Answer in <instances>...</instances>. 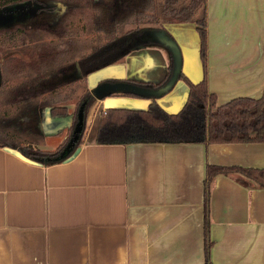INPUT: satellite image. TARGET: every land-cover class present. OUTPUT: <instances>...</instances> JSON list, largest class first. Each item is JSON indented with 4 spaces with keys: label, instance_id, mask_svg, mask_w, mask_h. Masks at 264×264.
<instances>
[{
    "label": "crops",
    "instance_id": "1",
    "mask_svg": "<svg viewBox=\"0 0 264 264\" xmlns=\"http://www.w3.org/2000/svg\"><path fill=\"white\" fill-rule=\"evenodd\" d=\"M208 16L207 83L217 106L260 97L264 0H208ZM140 27L179 38L182 74L193 84L203 80L195 23ZM145 41L86 76L94 100L83 143L68 159L46 165L0 148V264H205L207 165L226 168L210 183L209 264H264V187L238 170H264V142L96 141L108 109L147 111L155 101L170 115L187 104L190 87L182 79L163 91L171 77L170 53ZM119 81L147 91H94ZM67 107V116L57 118L69 133L76 107Z\"/></svg>",
    "mask_w": 264,
    "mask_h": 264
},
{
    "label": "trees",
    "instance_id": "2",
    "mask_svg": "<svg viewBox=\"0 0 264 264\" xmlns=\"http://www.w3.org/2000/svg\"><path fill=\"white\" fill-rule=\"evenodd\" d=\"M38 15L43 7L39 0H0V8L28 4ZM44 10L54 13L62 6L58 19L35 20L9 28H0V97L5 110L0 120V148L11 147L27 158L46 165L66 160L83 143L86 117L94 97L82 92L76 103V116L85 104L83 129L66 158L58 160L69 142L53 151L35 149L14 137L12 118L35 116L50 108L51 116L67 115L71 99L77 97L81 83L71 80L64 85L52 82L56 72L77 61L83 74L118 63L136 48L134 33L141 24L159 22H193L200 38L203 80L191 83L187 104L177 114H167L155 101L147 111L111 110L101 116L96 133L98 143L127 144L137 142H200L204 145L222 142H264V92L258 98L237 97L217 106L215 94L209 91L208 72V0H50ZM137 24L134 31L125 25ZM20 79V80H19ZM134 85L132 81H126ZM141 86V85H139ZM143 87V86H141ZM168 91V90H167ZM127 96L139 92L122 91ZM205 185V264H209L208 210L212 179L226 168L207 165ZM241 170L249 181L264 187V170ZM228 172V170H226Z\"/></svg>",
    "mask_w": 264,
    "mask_h": 264
},
{
    "label": "rangeland",
    "instance_id": "3",
    "mask_svg": "<svg viewBox=\"0 0 264 264\" xmlns=\"http://www.w3.org/2000/svg\"><path fill=\"white\" fill-rule=\"evenodd\" d=\"M50 5L52 3H49ZM28 8V6L26 7V9ZM23 10L19 13H16V15L13 18L12 22H8V23H3L1 21V17L0 16V28L4 27V28H9L12 26H16L17 24L20 23H28L29 21H33V18L36 16L35 13L33 12V10H29L27 9V11ZM49 16H57L55 15H49ZM49 16H45L46 18H49ZM43 17V18H45ZM128 25H134V24H128ZM147 32V33H146ZM144 33L146 35H144ZM144 35V36H142ZM137 41L139 39L141 40H149V41H145V44H148L149 46L152 47L155 46L157 48H162L163 50H165L166 52L170 53L171 55V66L172 70H171V75L173 73V70L175 69V63H176V58H177V54L178 52H180V42H179V38H177L176 36H170L168 35L165 39L161 36V34H157L156 32L153 31H145L143 33L140 34V32L137 34ZM148 39H146V38ZM177 38V39H176ZM150 51V50H149ZM181 57V56H180ZM181 67V66H180ZM109 69V68H108ZM110 70V69H109ZM108 70H106L107 72ZM105 72V71H104ZM103 73V72H102ZM102 73H98V74H102ZM20 80V79H19ZM58 81V80H55ZM81 88L78 91V95L77 97H74L73 99H71V104H74V107L72 108L71 111H73L76 107L75 103L79 97V95L85 90L86 88V82L84 80H82L80 82ZM2 97H0V120L2 119V113L5 110V103L4 101H2L1 99ZM69 104V105H71ZM41 111L44 109H40ZM40 112V111H39ZM36 119V118H35ZM45 122V120H43V123ZM41 121L39 122V127L43 124ZM35 124H37V122L34 121V118L31 117H24L23 116H18V118H12V121H10V128L12 129L13 132H11L12 134H15L14 137L17 138L18 140L22 141L23 144H31L33 148H37V149H41L44 151H53L57 146H59L61 144V142L63 141L64 138H66L67 134H68V129L64 128L62 129V131L60 132V130L58 131V133H54V135L50 134V135H41L39 133V130L41 132V128H43V125L40 127V129H35ZM54 127V126H53ZM87 127V124H86ZM57 129V127H54ZM52 130V129H51ZM86 131V129H85ZM84 131V132H85Z\"/></svg>",
    "mask_w": 264,
    "mask_h": 264
},
{
    "label": "flooded vegetation",
    "instance_id": "4",
    "mask_svg": "<svg viewBox=\"0 0 264 264\" xmlns=\"http://www.w3.org/2000/svg\"><path fill=\"white\" fill-rule=\"evenodd\" d=\"M39 3H40V5L43 7V12L41 11L38 15H36L34 18H33V21H35V20H39V21H41L42 19L43 20H46V21H48V20H50V19H58L59 17H60V15H61V8H62V6H60V5H58L59 7L57 8L58 10L57 11H55L54 13H51L50 11L48 12L47 10H44V9H46L47 7H49V6H52V4L50 5L49 3H50V0H39ZM30 6V5H29ZM28 6V7H29ZM28 9V8H27ZM27 9H26V11H27ZM29 11V10H28ZM57 15V16H49V15ZM16 15V14H15ZM14 15V16H15ZM14 16H13V18H14ZM45 16H49V18H46ZM43 17H45V18H43ZM13 18L11 19V21L10 22H12L13 21ZM42 20V21H43ZM9 22V23H10ZM30 22V21H29ZM32 22V21H31ZM157 23V22H156ZM125 27H126V25H125ZM125 27H124V31H126L125 30ZM137 28V24H136V27L134 28V29H136ZM142 28V27H141ZM134 29H132V30H129V31H134ZM145 29L144 28H142V30H140V31H137V32H135L134 33V37H133V46L135 47H137V44H139V41L141 40V39H139L138 41H137V34L140 32V34H141V32H143ZM128 32V31H127ZM143 41V40H142ZM96 71V70H95ZM91 72H93V71H90V72H87V73H85V75L83 74V71H82V69H80V67H79V64H78V62L77 61H74V62H71V63H69L68 65H66L64 68H61L60 69V71H58V72H56V74L54 75V77H53V79H52V82H57L58 84H60L61 86L62 85H64L66 82H68V81H71V80H77L79 83L82 81V80H84L85 81V79H86V76L89 74V73H91ZM55 80H58V81H55ZM85 90H87L88 91V96H91V97H94L93 96V92L90 90V89H88V86H86V88H85ZM84 90V91H85ZM83 91V92H84ZM95 91V90H94ZM47 108L46 109H44V110H42V111H38L37 112V114H35V116L33 115V114H31L30 116H28V117H31V118H34V121L35 122H37V124H35V129H36V131H37V129H40V127L43 125V128H41L42 130H41V132H40V130H39V133L41 134V135H45L46 136V134H47V132L49 133V131H51V129H56V128H54V127H57L58 129V131L60 130V132L62 131V129H64L65 128V124H64V122H62V121H58V118H63V117H66L67 115H57V116H51V114H50V110H49V114H50V117L51 118H54V120H52V121H48L47 120V117H48V113H47ZM76 110V109H75ZM58 117V118H57ZM36 118V119H35ZM43 120H45V122L43 123ZM72 125H71V127H69V133H68V135H67V139L66 140H70L71 138H72V135H73V132H74V129H75V127H76V125H77V123H78V114H77V116H76V111H74L73 112V116H72ZM42 122L43 124L39 127V122ZM54 126V127H53ZM58 131L57 132H55V134L56 133H58ZM65 140V141H66ZM65 141L63 142V143H65ZM62 143V144H63ZM69 143V142H68ZM67 143V144H68ZM61 145V144H60ZM67 146V145H66ZM65 146V147H66ZM64 147V148H65ZM64 150V149H63ZM62 150V151H63ZM61 151V152H62ZM60 155H61V153H60Z\"/></svg>",
    "mask_w": 264,
    "mask_h": 264
},
{
    "label": "water",
    "instance_id": "5",
    "mask_svg": "<svg viewBox=\"0 0 264 264\" xmlns=\"http://www.w3.org/2000/svg\"><path fill=\"white\" fill-rule=\"evenodd\" d=\"M31 5L30 3L28 4H15V6H6L3 8H0V16L2 15L1 21L3 23H8L11 21L13 16L16 13H19L23 10L26 9L27 6ZM176 63H175V69L173 70V73L171 77L169 78V81L166 83L165 88L163 91L169 90V88L173 85V83L178 79L179 73H181V57H180V52L177 54L176 58ZM163 89V88H162ZM122 91H133V92H144L147 91L145 87H141L139 85H134L129 82H124V81H119V82H104L98 88H95V93H102L103 95H111L113 93H119ZM84 107L85 104L80 108L79 113H78V123L74 129L72 138L69 140V143L67 146L64 148V150L61 152V155L57 158L58 160L66 158L70 155L71 150L75 146V143L79 139V134L83 129V112H84Z\"/></svg>",
    "mask_w": 264,
    "mask_h": 264
}]
</instances>
